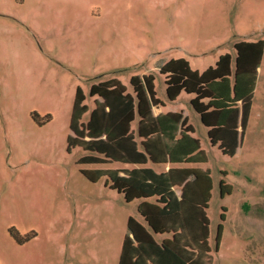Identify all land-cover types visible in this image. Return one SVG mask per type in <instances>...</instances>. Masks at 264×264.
<instances>
[{"label": "rangeland", "instance_id": "rangeland-1", "mask_svg": "<svg viewBox=\"0 0 264 264\" xmlns=\"http://www.w3.org/2000/svg\"><path fill=\"white\" fill-rule=\"evenodd\" d=\"M236 42H261L236 148L222 154L197 127L205 161L186 166L212 182L211 264H264V0H0V264H118L137 202L83 172L105 164L78 163L77 90L92 108L93 82L115 78L131 93V76L151 77L153 112L165 105L158 65L183 59L202 73L233 59Z\"/></svg>", "mask_w": 264, "mask_h": 264}, {"label": "trees", "instance_id": "trees-1", "mask_svg": "<svg viewBox=\"0 0 264 264\" xmlns=\"http://www.w3.org/2000/svg\"><path fill=\"white\" fill-rule=\"evenodd\" d=\"M234 48L233 59L226 53L202 73L183 59L158 65L165 76L168 100L182 91L193 95L189 106L197 119L195 128L179 112L153 115L151 105L160 101L151 77L131 76V93L115 78L93 82L88 94L94 98L92 108L77 90L72 114L75 135L70 141L85 151L78 163L115 162L130 168L83 172L91 181L105 177V183L122 193L126 202L143 200L136 207L140 218L129 216L127 220L118 264H211L207 209L212 182L207 173L186 163L205 161L198 138L190 134L197 127L205 141L217 145L222 154L231 155L236 148V123L238 117L244 122L249 110L251 73L261 56V42H236ZM243 72L248 75L245 81L240 78ZM31 115L37 124L44 123L35 112ZM152 166L165 170L157 173ZM217 227L215 246L221 224Z\"/></svg>", "mask_w": 264, "mask_h": 264}, {"label": "crops", "instance_id": "crops-1", "mask_svg": "<svg viewBox=\"0 0 264 264\" xmlns=\"http://www.w3.org/2000/svg\"><path fill=\"white\" fill-rule=\"evenodd\" d=\"M225 53H229L230 54V52H225ZM169 59H166V61H168ZM218 60V59H217ZM216 60V61H217ZM165 62V61H164ZM163 62V63H164ZM162 63V64H163ZM216 63V62H215ZM214 66H215V64H214ZM211 67V66H210ZM213 67V66H212ZM156 68H158V67H156ZM205 69H207V68H205ZM204 69V70H205ZM165 96H166V94H165ZM164 96V101H165V105L163 106V107H160V106H157V110L155 111H153L152 113H153V115H155V116H157V115H159V114H164V113H167V112H175V111H177V110H179V102L181 101V100H183V102H185L184 103V107H185V110H182V112H183V114L185 115V116H187V118H188V120H189V123L191 124V125H193V127L195 128V126H194V124H193V122H191V119L193 118V117H195V115H193L192 114V112H191V110H190V106H189V100L193 97V95L192 94H188V93H185V92H180L179 93V95L175 98V99H173V100H168V98L167 97H165ZM177 99V100H176ZM163 101V102H164ZM173 106V107H172ZM176 106V107H175ZM192 117V118H191ZM193 136V135H192ZM119 165V164H118ZM130 169L129 167H125V166H119L118 168H111L112 170H115V169ZM158 168H160V166H152V169L155 171V172H157V173H159V171H157L156 169H158ZM166 168V170H168L169 169V167L168 166H166L165 167ZM85 169H88V170H94V169H110V168H108L106 165L105 166H99L98 168H89V167H87V168H85ZM99 179H103V181H104V185H106V186H109L108 184H106L105 183V177H100ZM98 179V180H99ZM110 187V186H109ZM175 191H176V193L177 194H179L178 193V190H176L175 189ZM153 199V200H152ZM152 199H150L149 201H154L155 200V198H153L152 197ZM132 201H136L137 203V206H138V204L141 202V201H143L141 198H136V199H133V200H131L130 202H132ZM209 256V258H210V255H208ZM210 263H211V260H210Z\"/></svg>", "mask_w": 264, "mask_h": 264}]
</instances>
